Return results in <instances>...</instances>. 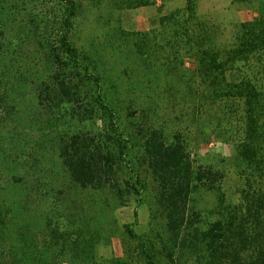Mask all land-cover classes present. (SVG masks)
<instances>
[{
  "label": "rangeland",
  "instance_id": "1",
  "mask_svg": "<svg viewBox=\"0 0 264 264\" xmlns=\"http://www.w3.org/2000/svg\"><path fill=\"white\" fill-rule=\"evenodd\" d=\"M233 1L76 0L72 41L90 59L106 96L122 109L124 126L133 122L127 107L140 108L142 118L154 120L169 133L172 122V129L187 139L194 168L211 166L227 174L217 191L198 188L192 195L190 209L202 225L235 208L245 212L251 206L252 211L263 207L264 212V195L250 182L253 173H245L240 148L205 131L209 106L192 88L193 81L178 78L195 68L187 34L199 32L200 22L224 24L230 33L233 23L256 16L254 2ZM0 7V42L17 64H10L0 79V262L170 264V236L155 182L145 167L132 163L147 188L140 196L121 198L109 188L78 186L62 164L59 140L64 132L96 131L100 122H69L66 115L49 114L39 105L36 91L47 67L31 31L41 35L45 18L59 8L57 0H0ZM18 8L23 10L19 15ZM21 22H26L28 37L19 33ZM5 64L0 63L1 73ZM235 137L237 141L240 133ZM133 151L136 155L140 150ZM127 172L134 180L135 173ZM247 192L250 201L244 199ZM256 200L259 203L252 205ZM130 228L142 243L129 235ZM178 264L195 262L184 255Z\"/></svg>",
  "mask_w": 264,
  "mask_h": 264
},
{
  "label": "trees",
  "instance_id": "2",
  "mask_svg": "<svg viewBox=\"0 0 264 264\" xmlns=\"http://www.w3.org/2000/svg\"><path fill=\"white\" fill-rule=\"evenodd\" d=\"M239 2H254L256 16L251 21L233 23L230 33L224 24L212 27L209 19L200 22L199 32L187 34L188 55L194 58L195 68L178 78L193 81L192 88L200 91L199 96L209 106L205 131L240 148L245 173H253L250 182L264 195V0L233 1ZM57 4L54 14L45 18L41 35L31 31L47 67L36 91L39 105L49 114L66 115L69 122H100L99 126L94 124L96 131L67 129L60 137L59 155L73 183L96 190L109 188L121 198L127 194L140 196L147 182L132 163L143 166L155 182L157 202L165 217L170 264H178L184 255L195 264H264L263 207L252 211L251 206L245 212L235 208L222 213L215 222L202 225L198 215L191 212L192 195L198 188L217 191L227 174L211 166L194 168L187 139L181 131L172 129V122L169 133L154 120L142 118L140 108L127 107V116L133 122L126 128L122 109L106 96L90 59L72 41L79 11L76 0H57ZM3 11L0 7V14ZM16 11L17 15L23 12L19 8ZM20 25L19 33L25 36L26 22ZM3 43L0 63L6 64L0 79L13 63ZM136 147L140 151L133 155ZM127 169L135 173L134 180L126 177ZM247 194L244 199L250 201ZM254 195L258 197L257 192ZM258 203L256 200L252 205ZM128 233L142 243L133 229ZM146 256L150 257L147 252Z\"/></svg>",
  "mask_w": 264,
  "mask_h": 264
}]
</instances>
